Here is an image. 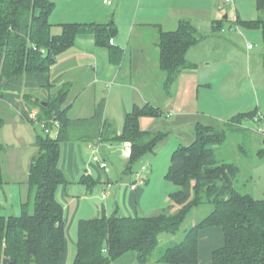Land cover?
Listing matches in <instances>:
<instances>
[{
    "label": "trees",
    "instance_id": "1",
    "mask_svg": "<svg viewBox=\"0 0 264 264\" xmlns=\"http://www.w3.org/2000/svg\"><path fill=\"white\" fill-rule=\"evenodd\" d=\"M256 1L261 17L247 25L262 29L264 40V0ZM54 9L50 0H0V100H16L22 92L31 97L33 89L49 88L50 71L58 56L72 48L79 36L93 34L103 45L115 34L113 25L65 24L62 34L55 36L50 22ZM199 40L198 31L189 22H182L175 32H161L160 65L169 96L178 76L193 67L187 53ZM262 59L264 67V54ZM66 96L67 90L62 89L47 106L39 102V121L58 120L59 135L51 137L41 128L43 134L38 133L36 141L39 153L30 168L29 198L19 216L0 215V264H62L67 229L57 193L67 184L61 168L62 146L73 125L68 111L62 109ZM21 114L34 124L29 112ZM158 116L160 112L152 105L135 107L126 115L123 134L114 138L131 143L130 170L166 140L163 132L141 129V118ZM245 120L264 118L256 112L240 114L224 127ZM223 125L218 121L199 124L193 143L174 152L166 178L178 188L171 194L173 208H178L175 212L169 209L134 218L103 215L80 221L73 264H118L130 253L137 255L140 264H147L157 252L161 236L178 234L192 210L204 204L211 205L213 211L186 231L182 242L161 251L157 263L197 264L201 230L217 226L223 228L226 243L214 253L212 264H264V200L240 188V166L217 160L215 149L224 137L214 131ZM259 156L264 158V150ZM84 182L90 183L86 178Z\"/></svg>",
    "mask_w": 264,
    "mask_h": 264
},
{
    "label": "crops",
    "instance_id": "2",
    "mask_svg": "<svg viewBox=\"0 0 264 264\" xmlns=\"http://www.w3.org/2000/svg\"><path fill=\"white\" fill-rule=\"evenodd\" d=\"M50 1L54 3V1ZM142 1L143 0H139L140 3ZM145 1V10L141 15L139 10L142 5H139V8H136L134 13L126 12L124 14L125 1L115 0L110 7L102 4V7L96 9L93 14H88L89 18L86 20L78 19V16L81 14L79 11L75 10V7H77L75 5H69L62 12L59 11L58 17L61 21L51 20L52 18H55L53 16L54 13H52V17L50 18L53 28L56 24L61 27V31H59L58 34L55 35L52 33L55 36L62 34V26L65 24H104L113 25L115 28L114 36L109 39V41H105L103 45H99L97 43V38L93 34L82 35L76 39L72 48L59 55L57 58L58 62L66 57V55L72 54L73 57L78 56L84 59L87 64L86 66L83 67L82 65L78 70H70L65 73L64 70H55L56 65L59 64V62H56L50 71V84L52 83L50 91L51 88H54L57 84L61 86L59 91L65 89L64 86L67 87V96L62 109L68 111L69 119L73 122L72 129L69 134V140L64 142L62 146L61 168L66 176L67 184L61 186L57 193L58 201L64 206L67 229V249L61 257L62 264H68L67 260L69 256L68 254L66 256L69 244L68 234L70 235L71 232L72 235L75 234V229L78 228L80 221L99 218L103 215L108 217L116 215L128 218L138 216H155L166 210L164 207L156 209V204L161 202H158V199L162 200L164 197L166 200L171 201V194L177 191H164L161 193L162 195L158 194V190L156 191L154 188L155 186L152 184L154 176V171L152 170L153 165L150 166V168L143 166L140 173L136 171L135 168L130 170V160H128L130 158L123 155L127 148V143L129 142L120 143L121 158L123 160L127 159L128 161L123 162V165L120 166V168L113 167L111 172L110 170L106 171V169L101 167L99 159L103 158H101L102 156L98 157L96 154L99 146L100 150L102 149V146L104 147L109 144V147L111 148L114 146V142L117 141L114 138L117 136L120 137L124 132L126 115L131 113L135 107H144L146 105L155 106L153 100H156L158 96L165 98L166 101L171 99L172 96L166 94L164 89L165 76L160 65V49L158 47L160 34L161 32H175L178 30L182 22H191V20L185 18L184 15H181V17H175L176 15H174V12H184V9L191 8L196 11L194 14H198V12L201 13L199 10H203L209 6L212 0ZM255 5L259 16L253 21L260 18V12L257 9L256 0ZM85 8L86 11H89L87 10V6H85ZM54 15L56 16V14ZM71 18H74V20ZM218 28L219 27L217 26V29ZM216 38H220V31ZM112 40L114 41L113 45L110 43ZM254 49L255 48L253 47V49L248 50L247 46L248 53L252 52ZM189 53L190 51L187 53V60L193 65V67L189 70L183 71L182 73L195 75L198 73L196 69L199 65L196 60L193 59V55H190ZM119 57L120 62L118 61ZM260 59L262 69L264 70L262 57ZM56 71H58V73H56ZM55 73L57 74L56 76H54ZM180 76L174 84L175 90ZM36 90L39 91V89ZM88 92L90 94H88ZM148 93L149 95H147ZM21 95L25 96V92H22ZM107 95L109 97L108 101L105 99ZM9 104L10 101L7 103L6 101L4 102L3 100H0L1 108H4L9 112L10 110L7 109V107L10 106L11 110L13 109L12 113L18 115H14L16 118H14L11 123V128L16 134L22 135V129H25L26 131L31 128V125L35 127L36 130V132H31L33 134L30 135L31 138L29 143L27 142L28 139L26 140L25 137L22 138V136H20L21 139L19 138L14 142L15 144H13L16 147L18 146L16 145L17 143L25 144V146H27L26 148L29 157L26 160L30 162V165H28L25 169V174L23 175L24 179L21 178L19 180L21 183L20 185L18 184V186H20L21 197L18 201V209H16V211H18V214L20 215L22 204L29 198V175L31 164L35 156L39 153V149L36 145L37 135L39 133L37 128L39 125L37 126L36 124H32L27 121L21 114L22 111L19 106L14 107L13 103ZM113 106L114 108L115 106L123 107L122 118L118 122L110 115L109 112V109ZM25 107L28 106L25 104ZM31 111H33L31 113H38L36 112V109ZM194 117L196 118L191 125L194 135L193 139H195L196 128L199 124L210 125L214 121L220 122L219 119L211 116L207 118H202L200 116ZM218 118L226 119V117ZM156 119L157 118L151 117L141 118V129L150 133L162 132L161 130L156 131V129H149L150 123H152V121H156ZM190 119H193V116H191ZM119 122H122L121 126L119 125ZM0 123H2L0 130H2L5 125V120L1 117V115ZM28 126L29 128H27ZM178 127H181V125H178ZM58 135L59 130H57L56 135L53 137H57ZM13 145H9L5 140L1 141L0 137V146H2L0 155H5L7 150H9V147ZM160 145L152 154L155 156L154 158L157 157V151H159ZM181 145L183 144L181 143L177 148ZM177 148L172 151L170 155V162ZM10 150L14 151L13 149ZM260 151H258V153ZM15 153L20 155L19 152ZM100 153L101 151H99V154ZM0 157L3 158V156ZM103 160V162H105L106 158ZM1 163L2 161L0 162V166L3 182L0 186L2 187L1 194L3 193L4 197L3 201L0 200V207H2V205H10V192L8 191L7 193L3 187L8 185L10 176H12L11 172L16 169L11 167L10 169L8 168L9 172H6ZM148 169H151L152 179L143 178L144 174L142 172L147 171ZM262 172L264 177V170H262ZM84 178L89 179L90 183L84 182ZM141 178L143 179L142 181ZM249 179L250 178L246 181H249ZM139 182H142V184L139 185ZM13 186L17 185L15 184ZM94 187L96 189H93ZM105 187H108L110 191L104 192ZM96 190H99V196H101V200L103 202L106 200L107 202H110L111 198H113L110 205L107 203L105 206L102 203V209H104L103 211H100V206L97 205V208L94 206L95 202L92 199ZM105 194L108 195L107 198L103 197ZM154 205H156V207ZM107 206L112 208L111 211L113 215H107ZM11 208L15 207L11 206ZM197 208H194L192 212ZM169 209H171V212H175L178 208H173L171 201ZM120 210L121 215H119ZM101 212L102 214L100 216ZM74 238L75 236H73L71 241L76 248L78 235L75 239ZM225 243V233L222 227L215 226L201 230L199 234L197 264H212L214 253L223 248ZM137 263H139L137 255L135 253H130L120 260L118 264Z\"/></svg>",
    "mask_w": 264,
    "mask_h": 264
},
{
    "label": "rangeland",
    "instance_id": "3",
    "mask_svg": "<svg viewBox=\"0 0 264 264\" xmlns=\"http://www.w3.org/2000/svg\"><path fill=\"white\" fill-rule=\"evenodd\" d=\"M52 1H54L55 8L57 9L53 11L56 16L53 14L55 18H52V21L60 20L58 17L59 11L62 12L69 5L77 6L75 10L79 11L81 14L78 16V19L86 20L89 18L88 14H93L96 9L102 7V4L110 7L115 2V0ZM123 1H125L124 14L126 12L134 13L135 9L139 8V5H142L139 10L140 15L145 10V0L141 3L139 0ZM85 6H87V10L89 11H86ZM199 11H201V13L198 12V14H194L196 12L195 10L187 8L184 9V12H174V15H176L175 17L184 15L185 18L190 19V23L199 33L200 40L198 44L189 50V54L193 55V59H195L199 65L196 69L198 73L195 75H188L187 73H182L181 76L179 75L180 78L176 90L174 86H172L170 94L172 96L171 99L166 101L165 98L158 96L156 100H153L154 107L158 109L160 116L157 117L156 121L150 123L149 129H156V131L161 130L163 133L167 134V138L160 145L156 158H154L155 156L152 154H149L135 164L134 168L140 173L143 166L150 168V166L153 165L152 170L154 171V176L152 184L155 186V190H158L159 195H162L161 193L164 191L169 192L177 190V186L169 182L165 176L169 172L171 165L170 155L172 151L181 143L183 145H190L193 143L194 135L191 125L196 118L194 116H200L202 118H207L209 116L216 117V119L220 120L221 124H224L216 128L215 130L217 131H214L216 134L224 137L222 144L218 145L215 149L217 160L222 163H236L240 166L242 169V174H240V188L243 189V191L251 193L258 199H264V177L262 172V170H264V158L262 159L258 153V151L264 150V121L245 120L242 124L239 121H235L233 124H229V128L228 125L224 127L229 120L240 114L256 112L260 117L264 118V70L262 69L260 59L264 54L263 33L262 29L247 25L248 22L253 21L259 16L256 10L255 0H235L233 5L231 3H226V0H212L209 6ZM71 19L74 20V18ZM217 26L219 27L218 29ZM59 31H61V27L56 24L52 33L56 35ZM219 31L220 38H216ZM248 44L253 45L255 48L250 53L247 51ZM61 60L58 61L59 64L56 65L55 70H64L65 73L70 70H78L82 65L83 67L87 65L84 59L78 56L73 57L72 54L66 55V57ZM56 73H58V71H56ZM56 73L54 76L57 75ZM64 87L67 89L66 86ZM59 89H61V86L58 84L54 88H51V91L50 87L39 91L33 89L34 91L31 97L21 95L17 97L16 100H10L8 97L9 100L7 103L10 101L14 104V107L19 106L22 112L26 111L31 113L33 109H36V112H42L39 102L47 103L53 101ZM89 92L88 94H90ZM147 95H149V93ZM108 98L107 95L105 99L108 101ZM25 104L28 107H25ZM7 109H9L11 113L0 107V115L5 120L4 128L0 130L1 141L5 140L9 145H13L15 144L14 142L22 136V138L25 137L26 140L28 139L27 142L29 143L31 138L30 135L33 134L31 132H36L35 127L30 124L31 128L28 126L27 128L29 129L26 131L22 129V135L16 134L11 128V123L13 119L16 118L14 115L17 114L12 113L13 109L11 110L10 106L7 107ZM122 109L123 107L119 106H115V108L113 106L109 109L110 115L117 122L122 118ZM189 116H193V119H190ZM218 117H226V119ZM121 124L122 122H119L120 126ZM178 125H181V127H178ZM37 130L39 133L43 134L40 126H38ZM56 132L57 130L52 131L50 134L51 137L56 135ZM120 143L121 142L118 141L114 142L112 148L109 147L110 144L104 147L102 146L101 150L100 146L98 147L96 154L98 157L102 156L101 158H106V171L110 170L111 172L113 167L120 168L123 162L129 160H123L121 158ZM16 145H18V148L14 145L10 146L5 155H0L3 156V158L0 157V162L2 161L1 164L6 172H9L8 168H16L11 172L12 176H10L8 185L3 187L7 193L8 191L10 192V205H2V207H0V215L6 217L19 215V212L16 211V209H18V201L21 197L20 186H18V184L20 185L21 181L19 180L21 178L24 179L23 175L25 174V169L30 165V162L26 160L29 157L27 146L18 143ZM99 151H101L100 154ZM15 152H19L20 155ZM103 159H99L100 164L104 161ZM142 173L144 174V179H152L151 169L143 171ZM248 178H250L249 181H246ZM142 180L141 178V181ZM15 184L17 186H13ZM140 184H142V182H139V185ZM93 189L96 188L94 187ZM108 191H110V189L105 187L104 192ZM1 192L2 187L0 186V200L3 201L4 196ZM92 200L95 202V208H97L96 206L98 205L101 207L100 211H103L102 203L105 206L107 203L110 205L113 198H111L110 202H107V200L103 202L101 196H99V190H96ZM158 202L159 203L156 204V209L164 207V209L169 210L171 201L163 197L162 200L158 199ZM156 205L154 206L156 207ZM11 206L15 208H11ZM106 209L107 215H113L111 207L107 206ZM212 211L213 207L211 205L204 204L191 213L178 234L162 235L157 252L147 264H158L157 259L161 251L182 242L185 238L186 231L206 218ZM120 213L121 210L119 215H121ZM101 214L102 212L100 216ZM77 235L78 228L75 229L74 235H72V232L70 235L68 234L69 244L66 253V256L67 254L69 256L67 260L68 264H73L75 259L76 248L71 240L73 236L76 238Z\"/></svg>",
    "mask_w": 264,
    "mask_h": 264
},
{
    "label": "built area",
    "instance_id": "4",
    "mask_svg": "<svg viewBox=\"0 0 264 264\" xmlns=\"http://www.w3.org/2000/svg\"><path fill=\"white\" fill-rule=\"evenodd\" d=\"M226 3H231L232 5L235 3V0H226ZM112 45L114 44V41L112 40L110 42ZM253 49V45L248 44V50ZM30 121H32L34 124L40 125L42 130L44 131L45 134H51L52 131L59 130L60 128V123L58 120L53 119L48 122H40L37 113H31L29 116ZM131 143H127V148L124 151V156L131 158L132 156V151H131ZM101 167L106 169V163L102 162ZM107 194L103 195L104 198H107Z\"/></svg>",
    "mask_w": 264,
    "mask_h": 264
},
{
    "label": "water",
    "instance_id": "5",
    "mask_svg": "<svg viewBox=\"0 0 264 264\" xmlns=\"http://www.w3.org/2000/svg\"><path fill=\"white\" fill-rule=\"evenodd\" d=\"M45 105L47 106V103H45Z\"/></svg>",
    "mask_w": 264,
    "mask_h": 264
}]
</instances>
